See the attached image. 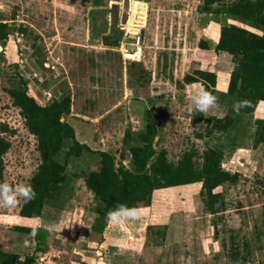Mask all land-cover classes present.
<instances>
[{"label": "rangeland", "instance_id": "rangeland-1", "mask_svg": "<svg viewBox=\"0 0 264 264\" xmlns=\"http://www.w3.org/2000/svg\"><path fill=\"white\" fill-rule=\"evenodd\" d=\"M135 1L0 0V21L9 27L8 40L0 43V124L10 129L5 138L11 145L3 181L30 184L40 164L36 139L9 95L22 79L40 105L70 97L65 121L72 123L78 142L90 148L70 161L68 200L60 213L46 209L38 239L17 230L29 225L19 215L23 200L0 207V252L29 256L34 264H264V144L255 146L264 105L252 115L234 111L237 100L228 94L232 57L219 53L213 60L201 59L197 46L204 40L215 47L224 25L258 34L263 29L230 15L203 13L204 0ZM142 29V42L129 51L131 32L139 35ZM198 70L216 74L219 104L200 124L185 107L191 85L174 82ZM224 117H231L233 126L212 132L209 119ZM151 125L158 130L157 148L171 162L193 152L202 164L205 153L214 150L223 157L222 168L239 174V180L221 187L224 198L216 215L207 210L199 183L156 191L138 219L119 225L103 220L104 230L96 234L97 202L84 174L98 164L99 152L131 168L130 147ZM58 235L69 242H60ZM51 247L66 252L54 262L43 258Z\"/></svg>", "mask_w": 264, "mask_h": 264}, {"label": "trees", "instance_id": "trees-1", "mask_svg": "<svg viewBox=\"0 0 264 264\" xmlns=\"http://www.w3.org/2000/svg\"><path fill=\"white\" fill-rule=\"evenodd\" d=\"M201 12L209 15L226 14L243 21H252L263 29L258 34L228 24L221 28L214 48L204 40L197 43L201 59L213 60L219 53H227L232 57L235 67L230 76L228 94L235 97L237 102H246L239 109L240 114H254L259 103L264 102V0H236L229 4H224V0H204ZM8 28V25L0 23V43L8 40ZM174 82L180 87L184 84H200L204 90L216 95L217 76L211 72L198 70L186 75L183 82ZM9 95L13 106L20 109L28 132L36 139L40 158V164L29 184L36 194L35 198L24 202L19 214L26 219H42L47 208H55L60 213L68 200L64 196L70 182L68 165L72 159L82 157L86 151L90 152L87 145L77 141L75 130L65 121L71 113V99L63 97L42 107L28 96L23 80L18 87L9 91ZM194 115L196 124L204 121V114L195 112ZM208 122L212 124V132H226L234 124L231 117L210 118ZM9 132L7 125L0 124V181H3L5 174L4 157L11 148L5 138ZM157 135L158 130L152 125L137 134L136 144L130 147L131 168L117 165L113 154L99 152L98 164L84 174V184L97 202V225L93 226L96 234L104 230L106 214L117 205L135 206L142 210L151 205L156 191L199 183L203 185L202 196L207 210L211 215H216L218 205L224 198L221 187L239 180V174L222 168L223 157L214 150L205 153L202 164L196 160L193 152L185 153L177 163L171 162L167 152L157 148ZM68 143L70 145L62 162L59 157ZM261 144H264V119L256 121L255 146ZM262 190L264 198V183ZM262 213L264 217V202ZM17 230L36 235L33 229L18 227ZM0 264H34V259L0 252Z\"/></svg>", "mask_w": 264, "mask_h": 264}, {"label": "clouds", "instance_id": "clouds-1", "mask_svg": "<svg viewBox=\"0 0 264 264\" xmlns=\"http://www.w3.org/2000/svg\"><path fill=\"white\" fill-rule=\"evenodd\" d=\"M192 91L186 97V110L189 114L199 112L207 114L210 111L219 109L218 98L209 91L199 88L195 84L191 85ZM245 101H238L233 104V110L239 111L244 106ZM35 192L29 184L19 183L11 185L8 182L0 181V207H14L19 200L28 202L35 198ZM141 209L129 207L127 205H117L106 214V220L110 224H123L135 221L139 218ZM58 226V225H57ZM34 234V231H33ZM83 239V238H82Z\"/></svg>", "mask_w": 264, "mask_h": 264}, {"label": "crops", "instance_id": "crops-1", "mask_svg": "<svg viewBox=\"0 0 264 264\" xmlns=\"http://www.w3.org/2000/svg\"><path fill=\"white\" fill-rule=\"evenodd\" d=\"M3 24H6L7 25V23H3ZM216 46V45H215ZM1 47V46H0ZM2 48V47H1ZM212 48H214V47H212ZM2 51H3V48H2ZM21 60H23V59H21ZM49 62H50V60L49 59H47L46 60V62H44V67H45V65L46 64H48L49 65ZM231 76V75H230ZM23 80V82L26 84V86H27V82H26V79H22ZM198 85H200V84H198ZM229 86V85H228ZM203 88V87H202ZM30 93H31V91H29ZM28 92V90H27V93H29ZM50 93V92H49ZM28 96H30V97H32V98H34L35 99V97L33 96V95H30V94H28ZM59 100H61V99H59ZM58 99H56V101H59ZM35 101H36V99H35ZM37 102V101H36ZM55 102V100L54 101H52L51 102V104L52 103H54ZM38 103V102H37ZM39 104V103H38ZM51 104H49V105H51ZM40 105V104H39ZM49 105H40V106H42V107H46V106H49ZM259 105H264V102H260L259 103ZM258 105V106H259ZM70 126H72V128H73V125H72V123H68ZM74 129V128H73ZM75 130V129H74ZM77 141H78V138H77ZM68 174V173H67ZM20 213V212H19ZM20 215V214H19ZM21 217V216H20ZM22 218V217H21ZM23 220H24V222L25 223H28L29 225H20L19 227H23V228H29V229H33V230H35L36 231V235L35 236H33L35 239H38V237H39V233L40 232H44V229L45 228H43L44 226L42 225V223H41V221H40V219H26V218H22ZM36 220H39V222L40 223H38V221H36ZM33 224V225H32ZM82 225V224H81ZM89 225V224H88ZM84 226V225H83ZM58 227H59V225L57 226V232H58ZM85 227V226H84ZM18 228V227H17ZM86 228V227H85ZM87 229V228H86ZM19 231V230H18ZM92 231H93V229H92ZM21 232V231H20ZM60 232V231H59ZM92 233V232H91ZM31 236V235H30ZM58 238H59V240H60V242H63L64 244H66V242H69V238L67 237L66 239L62 236V237H59V235H58ZM80 240H81V237L79 238ZM78 242L80 243V241L78 240ZM78 249H79V247H78ZM78 252L76 253L78 256H79V258H83V256H84V252H82V251H80V250H77ZM4 252V251H3ZM65 252H66V250H58L57 248H53V247H51V250L47 253V254H44L42 257L44 258V257H48L49 259L48 260H50L51 258H52V261L54 260V259H59L60 258V255H63V253L65 254ZM6 253H9V252H6ZM11 254H16V253H11ZM16 255H19V254H16ZM19 256H21V255H19ZM54 262V261H53ZM99 262H104V258H103V256H101V258L99 259ZM73 263V262H72ZM74 264H84V263H80V262H78V261H76Z\"/></svg>", "mask_w": 264, "mask_h": 264}, {"label": "water", "instance_id": "water-1", "mask_svg": "<svg viewBox=\"0 0 264 264\" xmlns=\"http://www.w3.org/2000/svg\"><path fill=\"white\" fill-rule=\"evenodd\" d=\"M136 3L137 2H141V1H135ZM147 5V4H146ZM143 29L141 30L140 34L138 35L139 39L137 38H128L127 39V42H128V50L129 51H136L137 49V46L142 42L143 40ZM128 35V34H127ZM132 58H134V56L130 55Z\"/></svg>", "mask_w": 264, "mask_h": 264}, {"label": "bare ground", "instance_id": "bare-ground-1", "mask_svg": "<svg viewBox=\"0 0 264 264\" xmlns=\"http://www.w3.org/2000/svg\"><path fill=\"white\" fill-rule=\"evenodd\" d=\"M132 2L134 3V1H132ZM132 2H131V3H132ZM133 3L131 4L130 12H131V14L133 13V14L136 15L135 10H134L135 8H133V6H134ZM133 18H134V17H133ZM131 27H132V26H131ZM133 29H134V28H133ZM127 30H128V29H127ZM131 33H132V34H131V38H137V37H136V35H138L137 32L132 31ZM133 36H135V37H133ZM130 57H131V56H130ZM131 58H132V57H131Z\"/></svg>", "mask_w": 264, "mask_h": 264}, {"label": "built area", "instance_id": "built-area-1", "mask_svg": "<svg viewBox=\"0 0 264 264\" xmlns=\"http://www.w3.org/2000/svg\"><path fill=\"white\" fill-rule=\"evenodd\" d=\"M0 23H7L6 21H0ZM137 39H139V37H137ZM139 46V45H138ZM1 51H2V48L0 47ZM23 63V62H22ZM45 68L49 69L50 68V65L46 64L45 65ZM34 76H36V74L34 73ZM25 121V120H24ZM64 238L66 239L67 237L64 236Z\"/></svg>", "mask_w": 264, "mask_h": 264}]
</instances>
